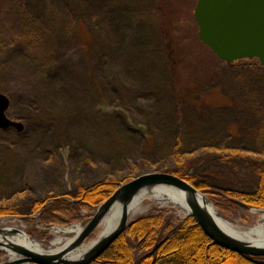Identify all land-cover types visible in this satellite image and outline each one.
Here are the masks:
<instances>
[{"label": "rangeland", "instance_id": "rangeland-1", "mask_svg": "<svg viewBox=\"0 0 264 264\" xmlns=\"http://www.w3.org/2000/svg\"><path fill=\"white\" fill-rule=\"evenodd\" d=\"M129 1L131 0H89L86 22L103 36L102 45L108 46L105 50L108 56L96 61L97 75L98 78H103L102 86L106 88V94L97 92L96 96H88L78 93L66 83L56 85L54 81L46 83L41 80L38 65L42 61L41 55L46 53L45 48L33 45L32 39L29 38L31 28L24 22L25 18L14 2L0 0V41L8 44L16 40L19 34L23 35V40L26 39L21 43L24 47L10 51L6 59L1 58V86L9 98L13 97V104L7 114L11 119L24 124V128L22 135L14 131L0 130V206L13 205L20 207V211L24 212L33 200L68 193L80 185L87 186L100 180H108L114 174L121 177L129 175V172L137 173L150 168V171L143 173H164V168L172 165V161L161 155L162 153L156 154L149 161V158H140L134 148L137 142H145L151 135H157V139L161 141L162 128H167L166 124L170 129L167 128L169 133L163 139L172 141L180 131L175 130L174 121L169 122L164 117L167 107L163 94L167 88L168 77L155 68L137 71L131 67L133 63L130 57L119 53V48H122L120 44H125L127 40L122 41L115 35L119 14V9L116 8H124L125 5H119H127ZM133 1L142 4L144 9L141 10H149L152 7V4L147 6L152 0ZM171 1L172 8L169 13L173 16L172 19L178 22L174 29L175 38L179 40V53L185 56L187 66L183 68L184 75L187 79L193 76L209 78V75L216 71L219 73L218 83L223 88L222 93L228 95L226 98V94L220 93L218 84L203 83L202 92H199L201 102L217 108L214 111L208 107L213 110L209 120L204 118L201 121L194 113L187 114L186 122L192 119L194 124L192 128L185 124V130L181 131L185 146L191 148L193 155L213 153L217 146L220 149L239 146L243 153L264 159V155H261L264 152V139H255L251 132L252 128L264 124V77L252 75L258 60L255 59L252 64L246 62L247 60H237L233 63L221 61L198 39L197 25L193 19V8L197 0ZM109 2L112 3L110 10L107 8ZM154 17L153 11L149 19L153 20ZM118 26L121 27V24L118 23ZM125 27H128L126 33H130L128 30L131 28L128 25ZM105 29L110 31L112 36L106 35ZM246 75L256 79H245ZM18 84L24 87L20 92H27L26 96L34 90L35 107L39 105L37 101L45 102L48 112L60 116L61 123H27L24 114L27 109L32 110V107H29L25 99L17 97V89L20 88ZM121 88L125 89V94L120 91ZM228 104L236 106L235 109L225 108ZM236 123L241 124L240 131L244 134L240 135L247 137L246 140L226 142V129ZM98 130L101 132L95 134ZM123 145L126 148H121ZM219 152L217 151L218 154ZM165 153L167 155L166 150ZM12 171L14 180L8 178ZM136 173L131 179L143 174ZM245 175L252 177L251 173L243 174ZM229 186L235 190H245L241 185ZM144 204L148 207L133 216L131 222L144 215H155L165 210V217H171L172 221L189 217L188 213L177 207L159 205L148 198ZM212 204L218 217L237 227L255 226L260 222L259 213L264 211V207L244 208L219 198L218 202L212 201ZM97 207L80 211L82 219L70 226H83L91 219ZM23 215L25 214L19 216ZM26 218L0 221V227H13L24 231L46 252L55 251L56 240L64 242L71 236L58 233L60 229L64 230L61 226L44 228L36 223L37 221L28 219V216ZM101 229L102 227L98 226L86 242L96 239ZM12 236L8 235L9 238Z\"/></svg>", "mask_w": 264, "mask_h": 264}, {"label": "trees", "instance_id": "trees-1", "mask_svg": "<svg viewBox=\"0 0 264 264\" xmlns=\"http://www.w3.org/2000/svg\"><path fill=\"white\" fill-rule=\"evenodd\" d=\"M11 1L22 12L24 22L31 28L29 38L32 39L33 45L46 50V53L41 55L42 61L38 65L41 80L43 79L46 83L54 81L56 85L66 83L83 95L96 96L97 92L106 94V88L102 86L103 78H98L97 75L96 61L108 56L105 51L108 46L102 45L101 33L98 34L86 22L89 0ZM60 1H62L61 4ZM109 3L107 8L110 10L112 3ZM150 4L155 12L153 20L149 19L153 12L152 7L149 10H141L144 9L142 4L134 3L133 0L127 5L126 3L119 5H125L124 8H116L119 9V14L116 20L115 35L122 41L127 40L125 44H120L122 48H119V53L130 57L133 63L131 67L137 71L155 68L157 71L160 69L166 78L168 77L167 88L163 94L167 107L164 117L169 122L174 121L175 130L180 132L172 141L163 139V137L166 138L169 133L167 130L170 129V126L166 124L168 129L163 126L161 141L157 139V135H151L147 141L136 143L134 148L138 156L143 159L149 158L151 161L150 158L162 153L161 155L172 161V165L165 167L164 171L187 180L215 203L219 198L226 203L244 208L264 207V159L243 153V149L239 146H226L223 149L217 146L212 151L213 153L205 152L196 155L191 153V148L185 146L181 131L185 130V124L189 128L194 124L192 119L186 122L187 114L194 113L201 121L204 118L209 120L213 115L212 111L217 108L201 102L199 92H202L203 83L218 84L217 88L220 93L223 95L226 93H222L223 88L218 83L219 73L216 71L212 72L209 78L193 76L187 79L183 70L187 67L185 56L179 53L180 46L174 32L178 22L174 21L169 13L172 1L152 0L147 6ZM126 25L131 28L128 34ZM104 33L112 36L107 29ZM21 36L23 35L19 34L16 40L8 44L0 41V71L3 70L1 58L6 59L10 51L24 47L21 43L26 39L23 40ZM254 61L255 59L246 62L252 64ZM255 69L252 75L264 77V67L260 66L259 62ZM182 72L183 74H180ZM32 74L29 75L33 77ZM245 79L256 78L246 75ZM18 89L17 97L25 99L29 107H32V110L27 109L24 114L27 123L39 122L45 125L53 124L54 121L61 123L60 116L48 112L45 102L37 101L39 105L35 107L33 101H36V93L34 90L26 96L27 92H20L24 89L22 85ZM120 91L125 94V89L121 88ZM0 92H5L1 82ZM225 96L228 97L227 94ZM10 98L12 105L13 97ZM11 105L7 111L10 110ZM232 107L235 109L236 106L228 104L225 108L231 109ZM7 115L9 117V114ZM241 127V124H231L225 131L226 142H234L237 139L245 141L247 137L240 135L244 134L240 131ZM4 130V132L14 131L20 135L23 133V130L22 133L17 132L13 127ZM100 132L98 130L95 134ZM251 132L255 139H264V124L252 128ZM245 134L249 135L248 132ZM110 148L113 150V146ZM121 148H126V146L123 145ZM216 148L220 151L219 154ZM262 149L264 151V146ZM261 155H264V152ZM191 156L194 158L192 159ZM1 163L2 160H0ZM150 170L151 168L140 170L137 173L142 174ZM135 173L134 171L129 172V175L121 177L114 174L108 180H100L87 186L80 185L68 193L33 200L26 206L24 212L20 211V207L17 206H0V216L25 214L23 219L28 216V219L37 221L36 223L44 228L69 227L82 219L80 211L97 207L111 196L121 182L130 180ZM246 173H251L252 177L243 176ZM13 176V171L8 174L11 180H14ZM232 184L241 185V188L245 190H235L229 186ZM166 212V210L160 211L155 215L148 214L135 219L91 264H264V257L239 255L218 247L206 237L192 217L172 221L171 217H165ZM37 213L38 220L33 218V215Z\"/></svg>", "mask_w": 264, "mask_h": 264}, {"label": "water", "instance_id": "water-1", "mask_svg": "<svg viewBox=\"0 0 264 264\" xmlns=\"http://www.w3.org/2000/svg\"><path fill=\"white\" fill-rule=\"evenodd\" d=\"M193 19L197 25V36L221 61L233 63L237 60H258L264 67V0H197L193 8ZM10 98L0 92V130L14 128L21 132L24 124L6 114ZM169 189L181 193L188 207V216L212 243L229 252L249 257H264V242L238 238L226 232L215 221L209 196L193 184L170 172L143 173L121 182L111 196L102 201L91 219L72 236L66 246L51 252L38 250L33 240L19 229L0 227V264H91L118 238L131 223L127 209L134 198L146 190ZM119 206V217L113 228L97 237L85 250L74 257H67L85 243L98 226H101L113 207ZM22 216H0V221L16 220ZM33 218L38 220L37 215ZM219 218V217H218ZM8 235H13L11 238ZM23 235L28 245L16 241ZM15 237V240H12ZM156 248V247H155Z\"/></svg>", "mask_w": 264, "mask_h": 264}, {"label": "bare ground", "instance_id": "bare-ground-1", "mask_svg": "<svg viewBox=\"0 0 264 264\" xmlns=\"http://www.w3.org/2000/svg\"><path fill=\"white\" fill-rule=\"evenodd\" d=\"M148 198L151 202L153 203H158L159 205H169L174 208H179L182 210L184 213H188V207L183 202V197L181 193H177L176 191L173 192L172 190L169 189H164L160 190L158 188L154 190H146L143 191L141 194H139L137 197L134 198L133 202L127 209V215L128 218L131 219L133 216H135L138 213L143 212L148 206H145L144 201L145 199ZM119 212H120V207L115 206L112 208V210L109 212L105 220L101 224V231L99 232L97 237L102 236V234H105L106 232L110 231L113 228V225L117 221L119 217ZM256 212V211H255ZM260 214V222L256 224L255 226L251 227H237L234 226L233 224L229 223L228 221H225L221 217H214L215 221L218 223V225L221 226L223 230H225L228 233L233 234L234 236L238 238H243L246 240H255L259 241V243L264 242V211H261ZM64 230L60 229L58 233H64V234H71L70 238L77 234L80 231V226L79 225H74L70 227H63ZM17 239L16 241L28 245L30 243V239H26L23 235H17L15 236ZM15 237L12 240H15ZM96 237V239H97ZM70 238H67V240L60 241L56 240L54 244L56 245L55 250H60V248H63L68 244V242L71 240ZM96 239H93L92 241H95ZM91 242L83 243L81 247L77 248L74 251H71V253L67 256L69 258L77 256L78 254H81L85 248H87L89 245H91ZM33 243L35 244V247H38V250H42L40 245L37 244L33 240Z\"/></svg>", "mask_w": 264, "mask_h": 264}]
</instances>
